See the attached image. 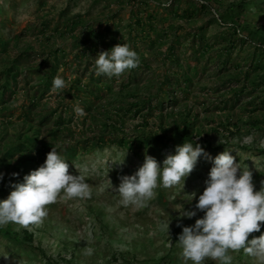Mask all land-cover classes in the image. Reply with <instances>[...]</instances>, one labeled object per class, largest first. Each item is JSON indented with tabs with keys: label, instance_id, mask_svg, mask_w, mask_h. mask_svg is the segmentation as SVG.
I'll return each mask as SVG.
<instances>
[{
	"label": "rangeland",
	"instance_id": "obj_1",
	"mask_svg": "<svg viewBox=\"0 0 264 264\" xmlns=\"http://www.w3.org/2000/svg\"><path fill=\"white\" fill-rule=\"evenodd\" d=\"M164 3L0 0V199L54 145L92 190L85 199L61 193L39 224L0 226V264H184L178 220L191 225L203 212L179 211L194 208L212 161L202 155L185 182L158 186L139 206L121 204L115 188L146 154L162 165L185 140L212 157L231 150L264 187V0ZM117 43L137 51L139 67L97 76V54ZM57 75L68 87L53 93ZM261 223L249 239L264 233ZM229 254L232 264H259L243 250Z\"/></svg>",
	"mask_w": 264,
	"mask_h": 264
},
{
	"label": "clouds",
	"instance_id": "obj_2",
	"mask_svg": "<svg viewBox=\"0 0 264 264\" xmlns=\"http://www.w3.org/2000/svg\"><path fill=\"white\" fill-rule=\"evenodd\" d=\"M170 4L171 0H167L163 7ZM139 64L135 49L128 43H117L97 54L95 71L97 76L120 78ZM67 87L65 78L57 75L51 91L59 93ZM74 112L78 118L87 115L79 103L74 105ZM202 155L212 161L204 190L194 208H184L179 215L189 219L197 217L198 212L203 215L191 225H184L183 219L177 223L178 227L182 226L178 246L182 249L184 264H206L207 260L232 264L229 250H243L259 264H264V233L249 239L250 234L260 232L261 222H264V187L256 190L250 168L236 162V157L227 148L212 157L199 142L185 140L176 146L175 153L167 155L162 165L154 156L146 154L143 164L133 174L120 175V183L115 188L121 197L120 203L139 206L154 197L158 186L169 188L182 180L185 182ZM124 160L112 163L123 164ZM69 167L59 146L54 145L44 163L26 174L23 181L12 184L8 197L0 199V226L14 223L28 228L41 223L48 214L46 206L56 202L61 193L66 199L90 198L92 190L86 177L71 173ZM4 175L0 172V181ZM92 253L91 247L84 251L85 255Z\"/></svg>",
	"mask_w": 264,
	"mask_h": 264
},
{
	"label": "trees",
	"instance_id": "obj_3",
	"mask_svg": "<svg viewBox=\"0 0 264 264\" xmlns=\"http://www.w3.org/2000/svg\"><path fill=\"white\" fill-rule=\"evenodd\" d=\"M80 23H79V21L78 22H76V21H73V22H69V23H67V26H66V29H67V31L69 32V34H71V36H74L75 35V33H72V31H74V29H75V27H78V25H79ZM45 31H43V33H44ZM42 33V34H43ZM86 34H88V32H86V33H84L83 34V36L84 37H92V35H94V33H92V30H91V32H90V36L89 35H86ZM43 35H45V34H43ZM98 38H102L100 35H98ZM80 41V40H79ZM0 43L2 44V49H3V51L5 52L6 50H7V44H6V42H1L0 41Z\"/></svg>",
	"mask_w": 264,
	"mask_h": 264
}]
</instances>
